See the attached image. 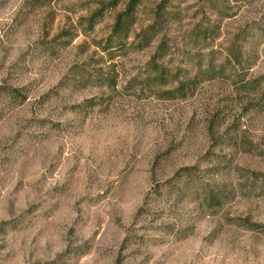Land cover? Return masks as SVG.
<instances>
[{
	"label": "rangeland",
	"instance_id": "rangeland-1",
	"mask_svg": "<svg viewBox=\"0 0 264 264\" xmlns=\"http://www.w3.org/2000/svg\"><path fill=\"white\" fill-rule=\"evenodd\" d=\"M107 1L0 0V264H264V0H170L141 48L162 1L142 0L103 50L129 0L88 31ZM155 59L170 75L151 83Z\"/></svg>",
	"mask_w": 264,
	"mask_h": 264
},
{
	"label": "trees",
	"instance_id": "trees-1",
	"mask_svg": "<svg viewBox=\"0 0 264 264\" xmlns=\"http://www.w3.org/2000/svg\"><path fill=\"white\" fill-rule=\"evenodd\" d=\"M141 2L142 0H129L125 9L117 13L115 17V22L113 24V31L109 39L106 41L107 43L104 45L103 50H107L109 47H111V44L116 43L118 39L124 41L128 38L132 26L135 22L136 13L139 9ZM118 4H119V0H110L107 2H101L99 4L98 9L94 11L92 15L86 19L87 30L88 31L94 30L95 26L104 19L106 13L108 11L115 10ZM170 6H171L170 0H162L156 9L155 19L153 23L136 35V40L140 41L139 46H141V48H145L149 46L152 40L163 30L164 25L162 19L164 17L173 14V12L168 9ZM166 46L167 45L164 42L159 47L157 53L159 59L163 58L168 54L169 47ZM234 51L235 52H233L232 54L231 50L229 49V53H228V59H229L228 64L229 66H231V72H232V74L229 73V75L234 77V80H236L235 81L236 87L246 89L251 86L252 81H247V80L237 81V78L241 77V72L239 71L238 65L242 63L243 58L241 51H236V50ZM153 63H154L153 66L154 75L151 74L149 76L148 79L150 80V82L152 83L154 81L162 80V79L165 80V78L170 75V71L165 67H163L162 65L158 64L156 59L153 61ZM210 64L212 65L208 66V71L206 72L207 75L210 77V79H220L227 74L226 73L227 63L221 64L219 67L214 66L213 62H211ZM108 80H110V78H108ZM192 80H193L192 78H187L185 81L180 82L176 89L167 90L166 95L168 96V98H177L178 96H186L187 92H189V90L192 89L193 87V83H191ZM143 85L146 88L149 89L152 88L149 82ZM12 92L15 93L16 91L12 90ZM176 93L179 95H176ZM257 102L260 103L261 105H264V92L259 95ZM193 171H194V166L191 167L188 166L182 168L178 174L181 175L183 173L184 175L189 176L194 173ZM204 190H205L204 200L209 207L216 208L223 204L224 199L226 198L224 192L220 194L218 192L216 193L215 191L209 190L207 188H205ZM248 190L264 191V171L252 172ZM248 223L250 228L264 229V224L254 223L251 222L250 220L248 221Z\"/></svg>",
	"mask_w": 264,
	"mask_h": 264
}]
</instances>
